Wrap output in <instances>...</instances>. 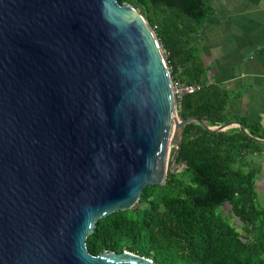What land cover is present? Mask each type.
<instances>
[{
	"label": "water",
	"instance_id": "obj_1",
	"mask_svg": "<svg viewBox=\"0 0 264 264\" xmlns=\"http://www.w3.org/2000/svg\"><path fill=\"white\" fill-rule=\"evenodd\" d=\"M164 49L117 0H0V264H158L92 254L97 221L163 185L185 124ZM246 132V130H245Z\"/></svg>",
	"mask_w": 264,
	"mask_h": 264
},
{
	"label": "trees",
	"instance_id": "obj_2",
	"mask_svg": "<svg viewBox=\"0 0 264 264\" xmlns=\"http://www.w3.org/2000/svg\"><path fill=\"white\" fill-rule=\"evenodd\" d=\"M138 8L156 33L173 82L192 85L177 96L178 113L198 116L184 125L171 149L163 185H147L131 208L100 218L86 238L96 255L129 250L158 264H264V196L257 180L264 165V121L249 123L229 110L235 94L208 73L201 28L214 12L212 0H117ZM246 130V132H245ZM235 218L238 226L231 221Z\"/></svg>",
	"mask_w": 264,
	"mask_h": 264
},
{
	"label": "crops",
	"instance_id": "obj_3",
	"mask_svg": "<svg viewBox=\"0 0 264 264\" xmlns=\"http://www.w3.org/2000/svg\"><path fill=\"white\" fill-rule=\"evenodd\" d=\"M201 28L209 75L235 94L229 110L264 121V0H212Z\"/></svg>",
	"mask_w": 264,
	"mask_h": 264
},
{
	"label": "rangeland",
	"instance_id": "obj_4",
	"mask_svg": "<svg viewBox=\"0 0 264 264\" xmlns=\"http://www.w3.org/2000/svg\"><path fill=\"white\" fill-rule=\"evenodd\" d=\"M183 169V166L175 167L174 171H181ZM257 186L258 190L261 196H264V165L262 168V172L257 180ZM232 222H234L237 226L240 225V222L236 220L235 218L231 219ZM238 229L241 230L238 226Z\"/></svg>",
	"mask_w": 264,
	"mask_h": 264
},
{
	"label": "built area",
	"instance_id": "obj_5",
	"mask_svg": "<svg viewBox=\"0 0 264 264\" xmlns=\"http://www.w3.org/2000/svg\"><path fill=\"white\" fill-rule=\"evenodd\" d=\"M174 90L176 93V96H178L180 93L187 91V92H193L195 90V87L192 85L182 86L175 82H173Z\"/></svg>",
	"mask_w": 264,
	"mask_h": 264
}]
</instances>
